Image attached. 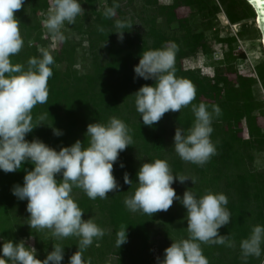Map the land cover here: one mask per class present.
Returning <instances> with one entry per match:
<instances>
[{
	"label": "trees",
	"instance_id": "1",
	"mask_svg": "<svg viewBox=\"0 0 264 264\" xmlns=\"http://www.w3.org/2000/svg\"><path fill=\"white\" fill-rule=\"evenodd\" d=\"M96 1L81 0L83 14L74 23L65 22L61 29L63 39L58 37L57 47L50 50V39L56 35L47 29L45 22L53 0H24L16 12L24 46L11 58L13 63L27 66L29 58L40 57V50L47 49L55 60L53 75L48 80V101L32 109V123L38 125L26 139L39 138L59 150L77 139L87 144V126L95 121L106 123L117 117L131 129L134 145L122 151L114 164L120 188L105 199L95 200L82 189L73 188L72 196L83 209L84 218L95 220L105 230V235L95 238L85 250V259H90L91 264H157L172 240L188 237L187 210L179 201L174 200L167 211L152 216L132 212L124 204L138 186L137 171L141 164L166 158L174 173L196 179L195 184L191 180L185 183L177 180L173 184L181 197L188 188L198 195L212 190L228 197L231 222L219 232L227 235L232 246L202 244L209 264H264V254L244 257L240 248V241L250 235L254 225H264V166L255 168L253 164L255 152L264 151V99L254 92V86L259 84L264 93V61L246 71L238 69L246 58V52L238 46V36L243 31L238 30L223 36L215 33L214 43L220 44L221 56L210 61L212 74H203L185 62L199 51L211 57L214 49L206 31L212 29L221 8L227 20L237 27L238 22L254 17L253 7L247 0H170L166 4L159 0H115L119 5L116 16L108 18L104 12L114 7V0H102L103 7L98 10ZM185 9L188 11L183 15L181 11ZM117 20L132 24L124 30L122 42L115 32L119 30L115 27ZM171 45H175V73L192 82L196 96L180 112L169 111L158 123L147 126L136 110L134 93L154 80L137 77L134 66L144 51ZM201 102L210 110L212 105L220 109V114L213 118L211 134L217 151L203 166L179 157L171 132L173 127L185 132L191 128L195 121L192 105ZM53 127L63 134L55 135ZM33 167L31 162H25L15 172L0 170V247L8 239L19 242L22 237L38 253H48L59 244L64 246L62 264H68L78 250L80 238H57L51 229L31 228L27 200L13 195V186L23 184L26 170ZM126 172L133 181L131 185L124 183ZM125 228L127 242L118 248L117 232Z\"/></svg>",
	"mask_w": 264,
	"mask_h": 264
},
{
	"label": "clouds",
	"instance_id": "2",
	"mask_svg": "<svg viewBox=\"0 0 264 264\" xmlns=\"http://www.w3.org/2000/svg\"><path fill=\"white\" fill-rule=\"evenodd\" d=\"M24 0H0V170L15 172L31 162L34 167L26 170L23 184H15L13 195L27 200L30 214L29 225L33 229H51L54 237H79L78 250L68 264H91L85 259V250L95 238L103 237L105 230L95 220L84 218V211L73 198L74 187L82 189L90 199L107 198L120 185L114 175V164L122 151L134 145L131 129L125 121L111 117L106 123L95 121L86 129L88 143L80 139L59 150L39 138L26 139L37 125L32 123V109L48 101V80L53 75L55 60L47 49H41V56H33L22 63H13L12 57L24 46L20 21L16 12ZM106 8L104 15L116 16V8ZM81 0H53L45 22L47 29L63 39L61 32L65 22L74 23L83 12ZM132 24L117 20L118 39H124V30ZM103 30V29H101ZM175 45L144 51L139 63L134 66L137 77L154 80L153 84L142 85L135 94V106L144 125L153 126L165 113L180 112L192 103L196 89L188 79L175 73ZM195 121L186 132L176 128L173 137L174 149L187 162L203 166L216 154V145L211 134L214 116L220 114L219 106L206 103L192 105ZM43 120V117H41ZM40 124V123H39ZM53 133L62 135V130L53 127ZM124 167L123 163L120 164ZM60 175L62 178L58 179ZM138 186L133 194L124 200L132 212L154 213L167 211L174 200L187 210L188 237L172 240L164 250L158 264H209L203 253L202 244L232 246L227 235L220 234L222 226L231 222L228 197L223 192L208 190L198 195L188 188L183 196L177 194L173 184L196 179L190 175L173 172L168 160L157 158L147 160L137 171ZM129 174L124 183L132 184ZM127 228L117 232L116 246L127 242ZM264 225H254L250 235L240 241L244 257H260L264 254ZM64 246L55 244L44 259L37 256V249L21 240L8 239L0 247V264H62Z\"/></svg>",
	"mask_w": 264,
	"mask_h": 264
},
{
	"label": "rangeland",
	"instance_id": "3",
	"mask_svg": "<svg viewBox=\"0 0 264 264\" xmlns=\"http://www.w3.org/2000/svg\"><path fill=\"white\" fill-rule=\"evenodd\" d=\"M160 3H169L170 0H159ZM138 3V2H137ZM104 1L97 0L95 3V8L98 10L101 7H103ZM50 10V9H49ZM187 9L182 10V14L185 15L187 13ZM83 12L80 14L82 15ZM78 15V16H80ZM239 25L237 27H234V24H231L227 18L225 17V14L223 12V9L221 8V11L217 14L216 19L214 20V25L211 30L206 31V37L208 42L212 44V48L214 49V52H212L211 57L205 56L202 52H198L196 55H193L191 57L186 58V65L191 68H199L200 72L206 75H210L213 73V65L210 64V61L213 59H217L221 56V48L219 43H214V36L217 32L218 35H225L229 32L236 33L238 30L243 31L242 36L239 37L238 46L241 47L246 52V58L242 62L238 64V69L241 71H246L247 68H252L255 64L264 61V45L262 41V35L259 27V23L256 19V16L254 15L253 18L244 19L240 22H238ZM65 26V25H64ZM68 30L67 27H65V30ZM44 35H46V32H44ZM59 38L57 36L52 37L50 39V43L48 45V48L50 50L57 47ZM84 45V44H83ZM78 68H81L80 64H77ZM254 92L255 95L264 99V93L260 87L259 84H256L254 86ZM172 133L175 134L176 128L173 127L171 129ZM254 166L255 168H262L264 166V151L255 152V160H254ZM47 229V228H44ZM48 232V231H47ZM25 241L23 237L20 239ZM26 242V241H25ZM47 252V251H46ZM48 253H38L39 256H46ZM155 256H159V252L156 249L155 250ZM163 259V258H160ZM159 261V258H158ZM158 264V262H157Z\"/></svg>",
	"mask_w": 264,
	"mask_h": 264
},
{
	"label": "water",
	"instance_id": "4",
	"mask_svg": "<svg viewBox=\"0 0 264 264\" xmlns=\"http://www.w3.org/2000/svg\"><path fill=\"white\" fill-rule=\"evenodd\" d=\"M249 4L253 7L255 11L256 19L259 23L261 35H262V41L264 44V10H262L261 6L255 2V0H247Z\"/></svg>",
	"mask_w": 264,
	"mask_h": 264
},
{
	"label": "snow or ice",
	"instance_id": "5",
	"mask_svg": "<svg viewBox=\"0 0 264 264\" xmlns=\"http://www.w3.org/2000/svg\"><path fill=\"white\" fill-rule=\"evenodd\" d=\"M255 2L261 6L262 10H264V0H255Z\"/></svg>",
	"mask_w": 264,
	"mask_h": 264
},
{
	"label": "bare ground",
	"instance_id": "6",
	"mask_svg": "<svg viewBox=\"0 0 264 264\" xmlns=\"http://www.w3.org/2000/svg\"><path fill=\"white\" fill-rule=\"evenodd\" d=\"M264 45V44H263Z\"/></svg>",
	"mask_w": 264,
	"mask_h": 264
}]
</instances>
